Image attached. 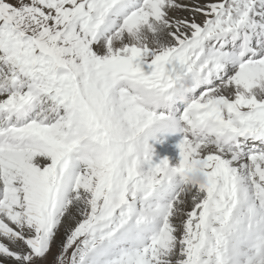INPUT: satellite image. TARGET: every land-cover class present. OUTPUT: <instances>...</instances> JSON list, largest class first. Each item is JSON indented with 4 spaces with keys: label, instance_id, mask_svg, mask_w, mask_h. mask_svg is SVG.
<instances>
[{
    "label": "snow or ice",
    "instance_id": "obj_1",
    "mask_svg": "<svg viewBox=\"0 0 264 264\" xmlns=\"http://www.w3.org/2000/svg\"><path fill=\"white\" fill-rule=\"evenodd\" d=\"M0 264H264V0H0Z\"/></svg>",
    "mask_w": 264,
    "mask_h": 264
},
{
    "label": "rangeland",
    "instance_id": "obj_2",
    "mask_svg": "<svg viewBox=\"0 0 264 264\" xmlns=\"http://www.w3.org/2000/svg\"><path fill=\"white\" fill-rule=\"evenodd\" d=\"M53 251H55V248L53 249Z\"/></svg>",
    "mask_w": 264,
    "mask_h": 264
}]
</instances>
